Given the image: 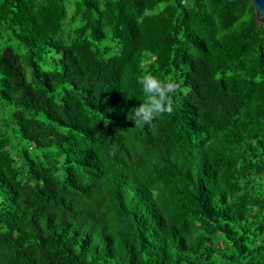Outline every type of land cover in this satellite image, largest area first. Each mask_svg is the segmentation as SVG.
<instances>
[{
    "label": "trees",
    "instance_id": "obj_1",
    "mask_svg": "<svg viewBox=\"0 0 264 264\" xmlns=\"http://www.w3.org/2000/svg\"><path fill=\"white\" fill-rule=\"evenodd\" d=\"M145 72L177 92L135 126ZM127 178L157 192L184 253ZM0 264H264L249 0H0Z\"/></svg>",
    "mask_w": 264,
    "mask_h": 264
},
{
    "label": "clouds",
    "instance_id": "obj_2",
    "mask_svg": "<svg viewBox=\"0 0 264 264\" xmlns=\"http://www.w3.org/2000/svg\"><path fill=\"white\" fill-rule=\"evenodd\" d=\"M137 83L140 86L141 91L143 93V100L138 104V106H136L135 112L132 114V116L129 117L130 120L134 121L135 126H142L145 124H149L154 119L160 117L162 114L170 113L173 110L172 99L177 92V83L171 77L164 79L152 72H145L140 77H138ZM128 179H133V178L126 179L128 186L133 187V189L139 192L140 198L143 199L145 205L152 211L153 217H154V211L149 205L148 199L142 195V190L137 189L134 185L141 187L144 191L153 195V197L157 196L156 203L158 205L159 212L160 213L162 212L161 214L164 218V223L166 225L163 203L159 200V195L157 194V192L153 188L139 181L138 179H134V180H128ZM161 208H163L162 211ZM68 226L70 228H73L72 224H68ZM81 227H83L82 229L83 231H86V233L90 235L91 231L89 229L88 230L86 229L85 223L78 224L77 228H81ZM166 236L168 237V235Z\"/></svg>",
    "mask_w": 264,
    "mask_h": 264
},
{
    "label": "rangeland",
    "instance_id": "obj_3",
    "mask_svg": "<svg viewBox=\"0 0 264 264\" xmlns=\"http://www.w3.org/2000/svg\"><path fill=\"white\" fill-rule=\"evenodd\" d=\"M135 182H137V181H135ZM131 184H132V181H131ZM136 188H138L139 190H142V195L145 197V198H147L148 199V201H149V205L151 206V208L153 209V211H154V217H153V224L158 228V230H159V232L162 234V235H164V236H166V235H168V237H169V239H171L170 241L171 242H173V245H175V249H178V250H181L182 249V247L178 244V243H176V242H174V240L172 239L173 238V234L172 233H170V231H169V229H168V227H167V225H165V223H164V218H163V216H162V212L160 213L159 212V208H158V205H157V203L155 202V200H154V203H155V205H156V207H155V205H154V203L152 202V201H150L151 200V198H150V194L148 193V192H146V191H144L141 187H138L137 185H134ZM28 188V186H22V189L23 190H25V189H27ZM156 195V194H155ZM153 196V195H152ZM157 197V196H156ZM228 204L230 205V202H228ZM162 207V206H161ZM157 208V209H156ZM234 207L233 206H229V210L231 211L232 209H233ZM156 210V211H155ZM163 210V208H161V211ZM178 240V239H177ZM177 247H179V248H177ZM181 253H184V250H181ZM179 261L181 262V259H179Z\"/></svg>",
    "mask_w": 264,
    "mask_h": 264
},
{
    "label": "water",
    "instance_id": "obj_4",
    "mask_svg": "<svg viewBox=\"0 0 264 264\" xmlns=\"http://www.w3.org/2000/svg\"><path fill=\"white\" fill-rule=\"evenodd\" d=\"M236 1V0H228ZM254 7L256 20L260 23H264V0H249Z\"/></svg>",
    "mask_w": 264,
    "mask_h": 264
}]
</instances>
